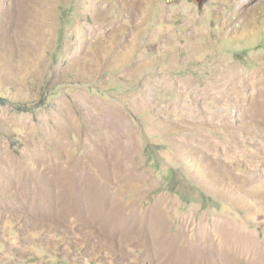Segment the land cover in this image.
<instances>
[{"label": "rangeland", "instance_id": "374dc122", "mask_svg": "<svg viewBox=\"0 0 264 264\" xmlns=\"http://www.w3.org/2000/svg\"><path fill=\"white\" fill-rule=\"evenodd\" d=\"M144 222L264 264V0H0V264H164Z\"/></svg>", "mask_w": 264, "mask_h": 264}, {"label": "bare ground", "instance_id": "6f19581e", "mask_svg": "<svg viewBox=\"0 0 264 264\" xmlns=\"http://www.w3.org/2000/svg\"><path fill=\"white\" fill-rule=\"evenodd\" d=\"M83 185V184H82ZM81 185V187H82ZM80 187V186H78ZM86 187V186H85ZM84 189V188H83ZM82 189V190H83ZM79 190V189H78ZM88 190V189H87ZM81 191V189H80ZM90 192V191H89ZM88 196V192L86 193V199ZM92 196V195H91ZM83 198V197H82ZM85 199V200H86ZM84 201V200H83ZM82 201V202H83ZM86 205V204H85ZM102 205V204H101ZM84 206V205H83ZM87 208L88 207L87 205ZM98 211V216H96L97 219H100L101 223H103L104 227L107 228L110 231H129L133 228H135V223L129 219H126L124 217H120L117 216L115 214L114 211L110 210V208H101V209H97ZM93 212V210H92ZM88 214V213H87ZM97 214V212H96ZM89 216H91V213H89ZM93 217V215L91 216ZM141 229L143 232L149 233L150 231H152V235H153V245L155 247V250L157 252V254L164 258L165 263L164 264H183L181 257L182 256H178V255H174V251H173V244L171 243V241L158 236L156 232H154L153 227L151 226V223L149 224V222L147 223H141ZM226 230V229H225ZM224 230V231H225ZM136 231V230H135ZM221 231V230H219ZM230 231V230H229ZM139 232V231H138ZM218 232V231H217ZM239 232V231H238ZM227 234V233H226ZM222 236V235H221ZM210 239V238H209ZM248 239V238H247ZM207 240V239H206ZM240 240V239H239ZM232 241V240H231ZM247 241V240H246ZM250 241V240H249ZM253 243V242H252ZM242 244V242H241ZM249 244V243H248ZM241 246V245H239ZM242 247V246H241ZM244 248V247H243ZM154 249V248H153ZM184 249V248H183ZM245 249V248H244ZM182 250V249H181ZM184 251V250H183ZM155 252V251H154ZM256 252V251H255ZM178 253V252H177ZM187 254V253H186ZM212 255V254H210ZM191 256V254H190ZM189 258V257H188ZM224 261V260H223ZM247 262V261H246ZM230 264V263H229Z\"/></svg>", "mask_w": 264, "mask_h": 264}, {"label": "trees", "instance_id": "16d2710c", "mask_svg": "<svg viewBox=\"0 0 264 264\" xmlns=\"http://www.w3.org/2000/svg\"><path fill=\"white\" fill-rule=\"evenodd\" d=\"M147 151H148V154H147V156H148L150 153L152 154L153 149L151 147H148ZM173 181L174 180L171 177L170 178V189L172 191L178 193L182 197V199H184L185 201L190 202L191 201L190 196L195 195V194H198V192H197L196 189L190 188L188 185H185V183L183 185H181L182 189H180L179 186H178V188L175 187ZM185 186H187V187H185ZM203 196L204 195H202V197Z\"/></svg>", "mask_w": 264, "mask_h": 264}]
</instances>
